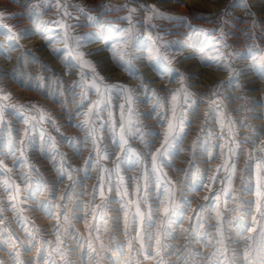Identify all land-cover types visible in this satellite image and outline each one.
Wrapping results in <instances>:
<instances>
[{
    "label": "snow or ice",
    "instance_id": "1",
    "mask_svg": "<svg viewBox=\"0 0 264 264\" xmlns=\"http://www.w3.org/2000/svg\"><path fill=\"white\" fill-rule=\"evenodd\" d=\"M52 3L53 0H41L33 11H39L41 5L50 8ZM24 6L27 7V3ZM55 7L60 18L48 21V24L59 31L55 37L42 34L43 39L46 46L51 48L53 55H56L65 66V74L75 69L77 79L65 88L59 74L39 60H35L40 64L41 74L30 76L29 81H36L34 90L52 89L50 95L63 94L65 91L72 95L75 112L68 111L67 101L62 105V110L70 123L74 116L83 117L78 124L72 125L77 127L83 136H65L61 131L63 125H60L57 118L47 109L32 102L23 104L13 102L11 92L0 87V137L6 134L4 147L0 148V156L5 155L6 149L8 158L13 162L12 166H9L5 160L0 159V190L7 197V201L0 199V248L8 253L12 264H26L21 257V251H31L33 248L36 250V257L28 264L45 262L57 264L56 256L60 257V264H71L66 254L64 236L72 228V220L80 219H84L88 230V236L84 240L85 248L99 258H103L101 253L107 254L112 264H119V261L113 259L111 253L115 251L122 259L124 247H127L130 253L127 264H142L143 260L149 259L155 261V264H170L165 257L172 254L178 255L179 264H196L202 253L191 247L193 241L201 243L204 247H211L212 251L206 258L207 264H264V156H254L256 151L264 153V145H258L254 138L264 135V131L257 132L254 126L247 123V118L239 121L232 119L225 112L221 99L223 90L243 88L238 78L244 74V69L233 67L232 60L233 57L245 58V55L229 52L225 56L219 53L215 66L230 73V77L227 81L217 84L206 96L208 109L204 113L203 124L190 148L185 149L182 146L191 127V117L195 116L199 104L204 101L198 98L199 94L188 91L190 85L187 81L191 77L168 67L172 63V58L167 54L171 42L166 41L159 33L155 36L149 34L146 37L148 45L142 47L139 41L145 38V34L137 30V23L133 18L137 9L129 7L128 4L115 9L110 4L96 6L97 12L100 8L116 12L127 9L128 14L119 17V20L126 21L128 26L114 27L112 22H105L110 31L95 40L88 32L76 34L73 31L77 27H88L99 19L98 15L90 14L93 9L80 4L68 5L62 0H55ZM69 7L75 9L76 17L68 11ZM140 7L151 13L147 17L148 20L171 19L165 17L154 5ZM227 14L225 12L224 15ZM79 17L84 18L83 23ZM6 18L8 17L0 12V20ZM72 19H75L76 23L68 22ZM103 27L101 25V29ZM143 27L153 26L146 24ZM0 28L6 29L4 35L9 42L7 51L5 45H0V55L11 59L10 51L19 47L18 41L24 38L25 33L13 32L2 23ZM225 35L227 33L221 30V37ZM57 43L62 45V49L53 47V44ZM88 43H102L103 47L97 49V52L110 53L111 60L118 67L128 71L133 78L139 79L138 89L129 88L121 83H107L97 71L96 63L86 58L96 53H85L81 50ZM223 46L229 47L227 43H223ZM29 56V52L22 51L16 67L11 72L0 71V79L11 75L20 80V64H26ZM185 58L195 59L196 56ZM250 59L252 63L249 67L258 72L259 78L264 79V56H253ZM145 60L161 79L167 77L171 82L175 73V79L180 80V87L174 90L152 88L151 81L134 67L136 61ZM44 71L51 72L52 75L45 77ZM29 81L21 83L27 84ZM138 90L151 95L154 103L150 113H140L136 110ZM161 91H167L168 96L160 95ZM93 95L96 97L94 100L90 99ZM113 96L123 99L124 102L114 104ZM237 99L243 100L246 97L240 96ZM85 107L86 110H83ZM237 111L248 109L243 107ZM141 116L155 119L157 126L163 131L146 130L141 123ZM8 117L17 118L23 124V128H13ZM213 123L218 126V132H214L210 127ZM45 125L50 126L51 131ZM239 127L248 128L249 134L241 137L237 131ZM53 132L56 135H53ZM105 132L108 134L107 140L111 141V148L105 142ZM154 137L160 138L158 147H155ZM132 140H138L143 146V151L133 148L130 143ZM61 142L73 148L77 155L82 152L84 146H89V155L83 166L77 167L68 163L67 153L60 151ZM209 142L211 149L207 147ZM245 144H250L251 150L246 152L244 168L238 169L240 155L245 153ZM117 148L118 152L115 151ZM202 149L209 161L216 158L215 150H219L221 163L211 170L210 176L207 175V169H201L196 163ZM34 151H39L48 160L52 172L55 173V180L49 182L32 161L31 153ZM181 151L188 152L189 159L185 161L187 167L177 168L175 159ZM104 161H111L112 167H108ZM253 161L255 199L244 200L242 199L244 193L252 194L249 184L252 180ZM126 165L128 170L139 167V174L126 177L123 174ZM166 167L177 173L175 179L165 171ZM93 169L97 171V182L92 186L91 199L85 205L82 197L86 193L79 189L85 188L83 180L90 178ZM181 173L183 175H180ZM237 174L240 184L238 189L235 187ZM65 180L69 183L59 195L60 203L57 204L55 185ZM217 184L220 187L213 190ZM201 188H206L209 193L203 197L205 203L193 209V215L188 218L189 226L182 228L184 215L191 204L188 193L199 191ZM113 192L117 194L115 202L119 204V208L115 210L109 207L113 203L110 196ZM42 193H47L43 201L38 199ZM97 199L100 200L99 204L96 203ZM29 200L34 204L29 205L27 203ZM231 203H235V206H230ZM85 207L91 216L90 220L77 215V212L83 211ZM34 210L44 211L49 218L55 216L56 223L52 226L54 243L41 238V229L36 228L25 215L27 211ZM5 211L13 213V219L21 226L27 244L8 227L7 218L3 215ZM109 211H116L120 216H108ZM245 216L251 217L250 226L249 222L244 220ZM212 219L215 220L214 224L207 222ZM121 225L123 235L127 238L126 245L117 243L116 238L111 235L105 243L103 234L111 233ZM233 228L239 236H244L245 232L251 235L243 240L234 239L230 231ZM181 232L185 236V243L177 253L168 240L175 239ZM72 234L75 235L74 230ZM230 243L244 246L236 250L230 248ZM5 245L10 246V249ZM45 252L47 257L44 256ZM0 264H3L2 260Z\"/></svg>",
    "mask_w": 264,
    "mask_h": 264
},
{
    "label": "rangeland",
    "instance_id": "2",
    "mask_svg": "<svg viewBox=\"0 0 264 264\" xmlns=\"http://www.w3.org/2000/svg\"><path fill=\"white\" fill-rule=\"evenodd\" d=\"M62 2L68 5L80 4L84 5L91 11V15L99 16V19L92 22L88 27H77L73 31L76 34H83L88 32L92 35V39H97L100 35L105 32H109L110 29L107 27L105 22H112L114 27L124 28L127 27L126 21H120L119 17L126 16L127 9L124 11L116 12L107 11L105 8H100L97 12V5H112L113 9L118 6L128 4L129 7L137 9L133 14L134 21L137 23V30L145 34V38H142L139 43L142 47L148 45L147 35L151 34L155 36L157 33L164 36L166 41H170L168 55L172 58V63L168 65L169 68L175 69L177 73H183L185 76L191 77L187 83L190 85L188 91L192 93L199 94L198 98L204 102L199 104L196 110L195 116L191 117V127L188 131L187 138L183 142V148H190L193 140L196 139L197 133L199 132L202 124L204 113L208 109V104L206 102V96L210 93L217 84L227 81L230 77V73L222 71L216 68L215 62L219 53H223L225 56L229 52L242 53L245 58L236 59L233 57L232 64L236 69H244V74L239 76V83L243 85V88L233 87L230 89H225L221 93V99L223 101L224 110L228 113L232 119L241 120L247 118V123L255 127L257 132L264 131V79L259 78L258 72L253 68L249 67L252 63L251 57L264 56V0H62ZM27 3V7L24 5ZM41 0H19V2H14V0H0V12L5 14L6 19L0 20V23L11 28L13 32L24 31V38L18 41L19 47L10 51L9 55L11 59H7L4 55H0V71H8L16 67L17 59L20 57L22 51H27L30 56L27 58V63L20 64V76L21 79L17 80L15 77L9 75L3 79H0V87L5 91L11 92L13 102L16 103H36L47 109L54 117L57 118V122L63 125L61 131L65 136L71 137H82L83 133L73 124H78L83 117H75L70 123L68 121L65 112L62 110V105L67 101V109L69 112H75V102L73 101L72 95L68 92L63 94H53L52 89H46L43 91L34 90L35 80L29 81V77H35L41 74V67L39 63L35 60H39L41 63L47 65L54 72L59 74L60 78L64 82V87L70 86L71 82L77 79V72L75 69L69 74L66 73L65 66L61 63L60 59L56 55H53L51 48L46 46L45 40L42 34H47L49 36L55 37L59 31L53 26L48 24V21L59 19L58 10L55 7V0H53L52 6L41 5L39 11H33V8L40 4ZM141 5L155 6L160 12H162L165 17L162 19L148 20L147 17L151 15L150 12L145 11L141 8ZM246 5V6H245ZM68 11L72 13L73 17L77 16L74 8L69 7ZM227 12V15H224ZM80 21L83 23L84 18L79 17ZM69 23H76L75 19L69 20ZM152 25L153 27L145 28L143 25ZM103 25V29H101ZM221 30L227 35L221 37ZM5 28H0V45H5V51H7L8 40L4 33ZM115 34V33H112ZM223 41V42H222ZM223 43H227L229 47L225 48ZM53 47L62 49L61 44H53ZM103 47L102 43H88L86 47L81 50L85 53H93L96 55H88L86 58L92 60L97 65V71L101 76L104 77L105 81L109 84L121 83L129 88L138 89L140 80L133 78L128 71L118 67L114 61L110 58V53L108 52H97V49ZM188 56H196L195 59H186ZM202 57V58H201ZM227 62V61H225ZM134 67L139 70V72L146 77L148 81H151V87L155 89H178L180 87V80L175 79V73H173V80L170 82L167 77L161 79L160 76L148 65L145 61H136ZM43 75L49 77L52 75L51 72L44 71ZM21 81H29L27 84H22ZM79 92V89H77ZM160 95L168 96L167 91H161ZM245 96L246 99H237V97ZM137 103L135 108L140 113H150L152 111L154 101L150 94H144L142 91H137L136 93ZM93 95L90 99H95ZM78 101V97H77ZM123 99H117L113 96V103L119 104L123 103ZM247 107L248 111H237V109ZM86 110V107L83 109ZM13 128H23V124L13 117H8ZM141 123L145 126L146 130H153L155 132H162L163 129L157 126L156 120L148 116H141ZM49 128L50 126L45 125ZM214 132H218V126L213 123L210 125ZM240 136L248 135L249 129L245 127H239L237 129ZM56 135L55 132L52 133ZM107 132L104 133L105 142L111 148V141L107 140ZM156 139L155 147L159 146V137H154ZM257 140L258 145H264V135L254 136ZM6 140V134L0 137V148L4 147V142ZM133 148L143 151V146L138 140L130 141ZM216 143H223V141H216ZM153 148V151L155 150ZM211 149V142L207 145ZM245 153H242L237 164L238 169H243L245 160L247 159L246 152L251 150L250 144L244 145ZM5 155L0 156V159L6 161L9 166H12V160L8 158L6 154V149H4ZM60 151L67 153L69 160L68 163L73 166H83L84 160L89 155V146H84L82 152L77 155L75 150L68 146L66 143H60ZM116 152L119 151L117 148ZM216 158L208 160L207 156L204 155V150H201V155L197 159L196 163L201 169H207V175H212V169H215L217 165L221 163L218 152ZM255 157L264 156V153L256 151L254 153ZM32 161L40 168L43 172L45 178L49 182L56 179L55 173L51 170V165L47 159L39 152L34 151L31 153ZM189 159V153L181 151L179 156L175 159V166L177 168L187 167L185 163ZM108 167H112L111 161H104ZM253 174L252 180L249 184L252 194L244 193L242 199L244 200H254L255 195V179H254V169L255 161L252 163ZM165 171L175 179L177 173L173 172L171 168L166 167ZM140 172L139 167L132 168L128 170L126 165L123 174L126 177L136 176ZM180 175H183L182 173ZM97 171L93 169L90 173V178L83 180L85 188L79 189L84 191L86 194L82 197L85 205L91 199L92 186L96 181ZM69 182L65 180L63 183H57L55 185L57 192L56 203L59 204L58 199L62 190L66 187ZM239 184V174H237L235 180V187L238 189ZM220 185L217 184L215 188H219ZM208 190L206 188H201L199 191H191L188 196L191 200V204L188 211L184 215V221L181 225L182 228H187L189 226L188 218L193 215V209H196L200 204H204L205 201L203 197L208 195ZM47 193H42L38 199L43 201ZM110 196L113 198V203L110 204V208L115 210L119 208V204L115 202L117 194L115 192L111 193ZM0 199L7 201V197L4 195L3 191L0 190ZM29 205H33L34 202L29 200L27 202ZM96 203L99 204L100 200L97 199ZM232 207L235 203H231ZM246 207V206H242ZM69 209H72V203H69ZM58 211V209L56 210ZM253 214H255V207L253 205ZM4 217L7 218V225L15 233L20 240L24 241L25 244L28 241L25 239V234L21 229V226L16 220L13 219V213L11 211H5L3 213ZM25 215L29 220L34 223L36 228L41 229L40 236L44 240L55 242V236L52 232V226L56 223L55 216L49 218V215L41 210L27 211ZM77 215L90 220L91 216L88 215V209L85 207L83 211H78ZM108 216H117L120 214L116 211H109ZM159 214L157 213V216ZM215 214L213 213V216ZM122 218V217H121ZM244 220L246 222L250 221L251 217L245 216ZM210 224H214L215 220L207 221ZM72 228L69 229L68 234L64 236V242L66 245V254L71 260V264H97L99 259V264H112L111 260L107 258V254L101 253V257H96L92 254L91 250L85 248L84 240L88 236V230L85 227L84 219L72 220ZM75 232V235L72 232ZM203 231V229H202ZM209 231H213L209 229ZM231 234L234 239L243 240L248 235L249 232H245L244 236H239L236 234V229H230ZM133 235L135 233H132ZM105 243H107L109 236H114L116 242L119 244L126 245L127 238L123 235L122 225L116 227L111 233L105 232L104 234ZM39 245V241L36 242ZM168 243L172 245L173 249L177 253L181 250V246L185 243V236L181 232L176 236L175 239H169ZM230 248L240 250L243 248V244H231ZM5 247H9L5 245ZM115 247V244L112 245ZM138 247V245H137ZM191 247L202 253L200 259L196 261V264H207L206 258L212 251L211 247H204L201 243L193 241ZM123 258L119 256L115 251L111 253L113 259L119 261V264H127L129 260V250L127 247L123 249ZM47 257V252L44 253ZM22 259L28 264L36 257V250L33 248L31 251H21ZM57 264H60V257L56 256ZM170 264H179V259L177 254L168 255L165 257ZM0 260L3 264H12L8 253L0 248ZM46 264V262H45ZM142 264H155V261L143 260Z\"/></svg>",
    "mask_w": 264,
    "mask_h": 264
}]
</instances>
